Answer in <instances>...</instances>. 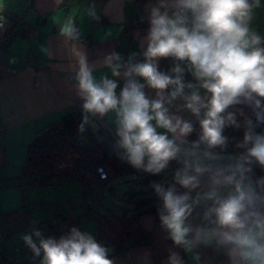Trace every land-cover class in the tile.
<instances>
[{
    "label": "clouds",
    "instance_id": "obj_1",
    "mask_svg": "<svg viewBox=\"0 0 264 264\" xmlns=\"http://www.w3.org/2000/svg\"><path fill=\"white\" fill-rule=\"evenodd\" d=\"M261 7L144 0L137 50L113 48L95 60L71 16L59 29L60 67L80 101L77 133L104 122L115 158L160 178L149 187L171 242L168 264L209 247L224 264H264V34L253 28ZM87 15L99 19L97 0ZM20 240L38 264H117L110 247L77 225L58 236L32 227Z\"/></svg>",
    "mask_w": 264,
    "mask_h": 264
},
{
    "label": "crops",
    "instance_id": "obj_2",
    "mask_svg": "<svg viewBox=\"0 0 264 264\" xmlns=\"http://www.w3.org/2000/svg\"><path fill=\"white\" fill-rule=\"evenodd\" d=\"M89 3L90 0H63L59 5L56 0H32L30 4L23 0H0L3 15L0 43L9 29L24 28V33L14 35L5 48L0 47V234L4 236L5 249L21 243V234L32 227L55 220L59 212L70 215L61 205L64 202L70 205L73 196L45 200L40 193L42 188L58 184L54 187L57 189L71 180L49 177L51 161L44 157L31 164L37 169L23 166L34 135L74 106L80 107L68 73L60 67L67 63L66 59H60L57 39L60 27L71 16L93 60L113 48L122 54L137 50L134 33L146 27L139 23L144 14V0H97L99 19L87 15ZM261 3L264 5V0ZM253 28L264 34V7L255 10ZM171 65L170 60L161 61L164 70ZM134 220L135 227L131 230L144 229L146 233L139 238L141 243L111 255L117 264H168L167 249L171 242L165 238L156 215L143 213ZM149 253L150 262L146 259ZM184 264H216L215 251L202 248L185 253Z\"/></svg>",
    "mask_w": 264,
    "mask_h": 264
},
{
    "label": "trees",
    "instance_id": "obj_3",
    "mask_svg": "<svg viewBox=\"0 0 264 264\" xmlns=\"http://www.w3.org/2000/svg\"><path fill=\"white\" fill-rule=\"evenodd\" d=\"M24 33V28L9 29V32L3 35L1 48H5L8 40L16 34ZM2 61V59L0 58ZM80 107H73L63 117L55 120L44 128L39 130L27 146L25 161L23 166L31 165L41 157H49L52 169L49 177L56 176L59 181L76 180L80 185L79 197L83 199L85 208L79 215L70 216L64 213H58L55 220L50 221L48 228L44 230L49 235H60L67 231L71 225H77L85 230L80 222L81 216H88L96 223V229L91 232L98 241L114 250L110 253L114 255L142 241L139 239L145 234L144 229H134L119 241H113L108 227V222L113 218L121 216L127 218L132 228L135 227L134 217L143 213L156 214L155 197L152 189L149 187L152 180H158L159 177L142 175L139 178L138 187L133 188L128 193V199L132 202L130 213H113L111 210L102 211L97 205L100 202L99 194L102 193L105 183L112 177H115L122 171H137L126 164H122L115 158L111 151L112 133L100 123L99 130L93 132L90 128L84 134L82 143H76L74 138L77 133V125L80 122ZM226 134L236 139L242 138L241 131L227 130ZM193 134L190 139H195ZM66 150L68 157L61 156V151ZM230 151L233 150L231 147ZM60 159V160H58ZM66 162V165H59ZM102 166L106 171V178H100L97 167ZM173 167H176L173 164ZM259 171V170H258ZM170 179V177H169ZM34 182L35 181H31ZM105 206V205H104ZM87 231V230H85ZM211 248V247H209ZM215 263L224 264V257L215 252Z\"/></svg>",
    "mask_w": 264,
    "mask_h": 264
},
{
    "label": "rangeland",
    "instance_id": "obj_4",
    "mask_svg": "<svg viewBox=\"0 0 264 264\" xmlns=\"http://www.w3.org/2000/svg\"><path fill=\"white\" fill-rule=\"evenodd\" d=\"M61 156L68 157L69 153L66 150L61 151ZM49 159V157H44ZM60 160V159H58ZM66 162H62L59 165H66ZM50 168L52 169V164H49ZM31 169H37L35 166H27ZM37 176V175H36ZM139 178L140 176L135 171H122L117 174L115 177H112L105 183L102 193L99 194L100 202L97 203L98 207L102 211H107L108 209L113 211V213H130V208L132 207L131 200L128 199V193L133 190V188L138 187L139 185ZM58 185V184H57ZM57 185H53L52 188H42L40 196L45 200H52L56 198V200H65L69 196L71 197V204H67L64 202L61 207H66V212L69 211L70 215H79L83 212L85 208V204L83 203V199L78 197L77 194L79 193V185L76 180H71L68 184L64 183L60 185V188L54 189ZM105 205V206H104ZM63 209V210H65ZM80 222L83 224L85 230L89 232H94L96 229V223L94 220L89 218L87 215L80 217ZM108 227L110 234L112 235L111 239L113 241H119L122 237L127 236L131 233L132 227L127 221V218L121 216L113 217L108 222ZM111 248V247H110Z\"/></svg>",
    "mask_w": 264,
    "mask_h": 264
},
{
    "label": "built area",
    "instance_id": "obj_5",
    "mask_svg": "<svg viewBox=\"0 0 264 264\" xmlns=\"http://www.w3.org/2000/svg\"><path fill=\"white\" fill-rule=\"evenodd\" d=\"M27 4H30L32 0H23ZM22 20H25V17H23ZM0 24H3V15H2V6L0 4ZM68 78L70 74L68 73ZM76 143H82L84 140V136H81L79 134L75 135L74 138ZM97 172L100 176V178H106V171L102 166L97 167ZM136 173L139 176L144 175L143 173L136 171ZM40 227L43 230H46L48 228V224L43 222L40 223ZM3 235L0 234V264H38V262H35L32 260V254L30 251L24 246L23 242L19 243L12 249H5L2 246V240H3Z\"/></svg>",
    "mask_w": 264,
    "mask_h": 264
}]
</instances>
